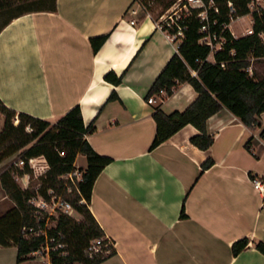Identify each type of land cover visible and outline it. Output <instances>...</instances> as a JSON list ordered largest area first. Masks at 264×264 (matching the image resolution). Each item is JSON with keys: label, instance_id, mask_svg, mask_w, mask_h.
Masks as SVG:
<instances>
[{"label": "crops", "instance_id": "1", "mask_svg": "<svg viewBox=\"0 0 264 264\" xmlns=\"http://www.w3.org/2000/svg\"><path fill=\"white\" fill-rule=\"evenodd\" d=\"M156 13L155 4L144 8L134 0H56L54 11L11 17L0 29V102L51 124L79 106L84 125H93L86 141L111 160L89 202L113 244V255L100 264H264L254 248L264 243V194L250 181L264 180V113L261 127L249 128L220 109L206 121L213 137L207 150L191 144L200 134L192 125L150 149L155 110L181 112L197 97L183 83L147 103L151 85L178 52ZM105 35L94 53L90 38ZM109 73L120 83L106 81ZM13 157L0 164V174ZM207 160L213 164L203 170ZM86 166L78 155L76 171ZM244 238L247 246L233 256L232 244Z\"/></svg>", "mask_w": 264, "mask_h": 264}, {"label": "trees", "instance_id": "2", "mask_svg": "<svg viewBox=\"0 0 264 264\" xmlns=\"http://www.w3.org/2000/svg\"><path fill=\"white\" fill-rule=\"evenodd\" d=\"M206 3L209 0H204ZM249 0H213L219 14H212L211 21L217 24L227 22L226 4L231 2L236 14H247ZM175 0H160L163 8L170 7ZM146 8L145 0H140ZM28 4L30 7L14 16L37 12L54 11L56 0H0V13ZM40 5V7H36ZM195 13V11H194ZM11 17L5 21L3 28ZM184 39L178 46V52L167 62L162 72L155 79L148 96L165 90L168 96L178 84L187 83L196 92V99L183 111H174L166 115L158 108L153 113L156 130L150 149L166 141L186 125H192L200 134L192 137L190 142L200 150H207L213 144V137L206 132V121L220 109L225 108L236 116L245 126L261 127L260 116L264 113V76L254 73L249 77L244 69L249 66V58H264V43L257 35L238 40L227 41L225 48L214 54V63L205 61L210 50L207 46L199 45L201 37L199 23L190 16L185 20ZM263 29L262 19L255 16V32ZM264 30V29H263ZM108 35L90 38L93 52H97L106 41ZM234 52V56L230 52ZM261 60L256 61L255 63ZM221 62H227L224 70ZM190 71L197 73L192 77ZM104 79L113 84H119L120 78L107 74ZM113 94L109 99H114ZM0 164L6 159L17 155L24 161L22 169L13 165L0 174V186L12 207L0 216V246L16 247V263L30 260L28 255L38 250L44 244L43 237L26 238L22 228L34 223L32 207L29 201L35 197H47L48 191L61 195L70 203L74 212L81 216L79 221L68 215L59 214L54 219V226L47 230V235L54 238V244L60 245L57 251L51 252V264H100L113 255V250L106 258L88 257L85 249L93 240L104 237L103 232L89 210L92 187L99 173L111 160L94 152L85 136L94 131L92 124L84 125L79 106L69 110L56 123L34 118L24 113H17L2 105L0 102ZM18 123L14 125V119ZM29 128L31 131L27 132ZM264 134V129L261 135ZM248 148V145H246ZM78 155L86 159L85 170L80 171V179L74 181L62 180L61 177L76 171L74 162ZM43 157L49 167L47 172L35 179L34 186L21 189L16 183V176H33L28 160ZM212 160H207L202 169L212 166ZM30 185V184H29ZM70 188V191L68 189ZM184 217V205L181 208ZM248 244L247 239L234 242L231 246L233 256H237ZM254 248L264 255V243H254Z\"/></svg>", "mask_w": 264, "mask_h": 264}, {"label": "built area", "instance_id": "3", "mask_svg": "<svg viewBox=\"0 0 264 264\" xmlns=\"http://www.w3.org/2000/svg\"><path fill=\"white\" fill-rule=\"evenodd\" d=\"M134 2L142 6L140 0H134ZM226 7L228 21L218 25L216 20L211 21L210 19L212 14H219V10L215 6L213 0H209L207 3L204 0H175V2L160 15L157 26L168 40L176 44L178 51V46L184 39V31L186 28L185 20L190 16H194L199 23V33L201 34L198 44L209 48L210 54L205 61L211 63H214V54L222 51L227 41L238 40L256 34L261 43H264V0H249L246 5L248 12L243 16H238L236 14L235 7L231 2H228ZM132 13L135 12L132 11ZM255 16L262 19L263 22V29L257 33L255 32ZM244 19H246L247 22L241 26L239 31H233L232 25ZM130 25L134 26L135 22L131 20ZM230 55L234 56L235 54L231 51ZM248 60L249 66L244 69V72L249 77H253L254 63L258 60H264V58L255 59L254 57H250ZM227 66V62L220 63V67L224 70ZM190 73L192 77H196L197 75L195 71H190ZM156 96L165 99L168 97L165 90H160L157 94L150 96L147 99V103H153ZM17 123L18 120L15 118L14 125H17ZM26 131L30 132L31 130L27 128ZM11 165L22 169L25 164L22 159L14 155ZM28 165L35 179L43 176L49 169L43 157L29 159ZM74 177H78L79 180L81 175L79 172L73 171L70 174L62 176L61 179L73 182ZM250 181L257 192L264 194V180L262 177H251ZM29 203L32 207L34 223L30 226L23 227L22 233L26 238L43 237L44 244L35 252L30 253L28 258L31 260H38L41 264H51V252L57 251L61 246L58 244L52 245L54 244V238L48 237L47 230L54 226V219L57 218L59 214L71 216L74 211L69 202L61 195H56L53 191H48L46 198L35 196ZM112 250L113 244L108 239L102 237L91 241L85 249V254L90 258L94 256L106 258L110 255Z\"/></svg>", "mask_w": 264, "mask_h": 264}, {"label": "rangeland", "instance_id": "4", "mask_svg": "<svg viewBox=\"0 0 264 264\" xmlns=\"http://www.w3.org/2000/svg\"><path fill=\"white\" fill-rule=\"evenodd\" d=\"M146 5L148 7L149 4H155V7L157 9L156 13V20H159L160 15H162L165 12V8H163L162 4L160 3V0H145ZM30 6L28 4H20L17 7L8 9L2 13H0V27L1 25L7 21L11 16H14L22 11H25ZM36 7H40V5H36ZM247 22L246 19L240 20L232 25V30L235 32H238L241 26H243ZM253 72L256 73L258 76L263 77L264 76V60H261L257 63H254L253 65ZM2 127V118H0V129ZM79 162V161H78ZM79 165V163H77ZM16 183L17 185L22 189L25 186H34L35 184V177L34 175L28 177L25 179H21L20 176H16ZM74 181H78V177L73 178ZM71 182V181H70ZM72 183V182H71ZM72 183V184H73ZM30 184V185H29ZM70 191V188L68 189ZM12 203L5 198V195L1 189L0 186V216L3 215L7 210H9L12 207ZM71 217H73L75 220L79 221L81 219V216L78 215L76 212H72ZM54 225V224H53ZM16 258V250L11 246L9 247H2L0 248V264H17L15 261ZM41 264V263H38Z\"/></svg>", "mask_w": 264, "mask_h": 264}]
</instances>
